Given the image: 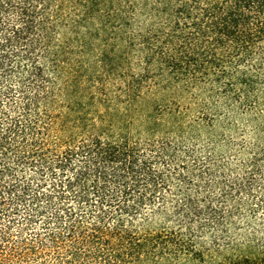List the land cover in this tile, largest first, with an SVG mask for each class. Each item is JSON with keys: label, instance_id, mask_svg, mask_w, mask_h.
<instances>
[{"label": "trees", "instance_id": "trees-1", "mask_svg": "<svg viewBox=\"0 0 264 264\" xmlns=\"http://www.w3.org/2000/svg\"><path fill=\"white\" fill-rule=\"evenodd\" d=\"M0 264H264V0H0Z\"/></svg>", "mask_w": 264, "mask_h": 264}, {"label": "rangeland", "instance_id": "rangeland-1", "mask_svg": "<svg viewBox=\"0 0 264 264\" xmlns=\"http://www.w3.org/2000/svg\"><path fill=\"white\" fill-rule=\"evenodd\" d=\"M161 222L160 221H157V223H154L153 225H152V227L154 228V226H157L158 224H160Z\"/></svg>", "mask_w": 264, "mask_h": 264}]
</instances>
